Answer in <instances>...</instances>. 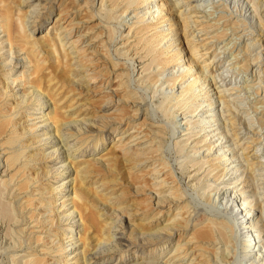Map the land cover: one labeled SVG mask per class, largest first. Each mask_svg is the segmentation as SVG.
Masks as SVG:
<instances>
[{
    "label": "rangeland",
    "instance_id": "374dc122",
    "mask_svg": "<svg viewBox=\"0 0 264 264\" xmlns=\"http://www.w3.org/2000/svg\"><path fill=\"white\" fill-rule=\"evenodd\" d=\"M178 1L154 0L149 5L162 4L164 9L173 10L172 3ZM129 3L132 6L127 9ZM200 3L208 14L209 3L216 6L213 10L218 17L222 16L218 25L221 28L199 31L201 26L190 25L183 31L173 21L155 28L149 25L151 19L140 22L132 15L141 10V0H0V11L4 9L3 14L12 21L10 40L19 41L16 18H23L27 11L26 33L38 43L32 48L18 42L20 50L14 47L11 54L7 37L0 34L3 41L0 77L7 76V80L0 78L5 83H0V89L10 83L9 79L16 80V86H7L0 94V264H59L62 252L72 250L66 246L62 234L73 222L58 206L66 198L57 201L53 209L50 202L55 198V188L61 190L59 195L68 194V184L63 182L75 178L76 165L83 167L79 175L85 176L82 177L85 188L87 185L90 190L86 202L97 215L94 228L99 229V223L109 225L103 231L94 229L97 237H104V243L97 246L92 242L85 249L86 261L79 259L76 264H99L97 260L101 258L108 259V264H264L263 181L259 176L250 179L240 155H236L238 161L232 164L235 168L229 170L214 160L216 147L207 152L212 145L200 142L205 138L204 131L208 129L209 135H215L225 129L224 120L234 116L237 124L228 134L235 133L239 142L250 144L248 154L255 150L264 167V121L260 124L256 119L261 116L264 120V2L200 0ZM166 24H171L173 36L166 30ZM55 32L60 34L64 48L69 39L78 37L77 42L83 47L79 60L69 61V56L62 61L61 56L56 59L48 46L39 43ZM191 37L200 45L201 53L207 52L200 60L215 55V61L204 71L206 78L210 80L214 73L220 72L222 76L215 78L212 87L211 80L209 84L200 80L194 90L197 91L191 92L192 97L185 103L178 101L177 96L191 77H182L180 71L171 74L170 70L184 66L189 58ZM168 44L184 51L166 67L163 56L171 54ZM162 51L167 55H162ZM24 56L30 64L20 61ZM35 63L38 67L33 71ZM245 63L248 68L243 67ZM11 65L14 68L8 73ZM244 79L246 83H242ZM258 79L262 82L258 83ZM31 84L44 91L51 103L62 100L60 106L55 105L61 112L63 106L76 102L62 115L65 124L60 128V138L52 139L55 130L51 124L40 129L41 120L54 110L50 101L38 105L41 96ZM214 86L219 88L213 89ZM229 87L234 89L225 94H235L224 97L228 100L223 108L214 102L216 92ZM207 89L209 92L204 93ZM207 97L217 110L215 122L205 130H201L203 123L189 128L188 122L200 115L198 102L203 103ZM215 139L216 135L208 142ZM58 140L65 145L63 154L62 150L55 152ZM120 141L127 152L118 147ZM95 146L96 152L89 155ZM12 151L18 156L15 162ZM234 151L240 154L241 149L234 146ZM68 159L73 167L66 169ZM24 160L28 162L22 166ZM60 170L63 171L58 173ZM233 192L235 195L242 192L253 206L247 231L256 235L253 243L261 251L253 257L255 260L243 258L241 239L232 232L235 217L230 214L231 203L227 198ZM98 197L103 206L96 203ZM157 198L166 200L156 205ZM167 198L175 203H168ZM65 203L67 210H72L70 202ZM47 211H52L49 218L54 221L50 228L42 215ZM99 213L102 216L98 218ZM171 219L176 223L170 224ZM220 221L224 223L222 235L209 234L213 231L212 224L216 226ZM75 229L73 237L77 239L81 227ZM178 244L181 247L174 250ZM71 262L67 260L64 264Z\"/></svg>",
    "mask_w": 264,
    "mask_h": 264
},
{
    "label": "bare ground",
    "instance_id": "6f19581e",
    "mask_svg": "<svg viewBox=\"0 0 264 264\" xmlns=\"http://www.w3.org/2000/svg\"><path fill=\"white\" fill-rule=\"evenodd\" d=\"M25 1V0H24ZM102 1V0H101ZM129 1V0H127ZM138 1V0H137ZM146 0H141V6L139 5V7H142L141 10L138 12V13H132V15H134V18L136 19H140V22H143L145 19H151V22H150V26H155V28H159L163 25L164 22L166 21H173L172 24L176 25V26H180L179 28L183 29L184 30H188L189 29V26L190 25H194V26H201L199 28V31H205V29H209V28H212V27H217L218 28H221V27H218V25L221 23L219 22L221 19H222V16H217L216 12L213 10V8H215L216 6L213 5H210L209 3V14L208 13H205L204 8L205 6H203L202 3H200V0H179L178 2L176 3H172L173 4V10H171V8L169 7V9H164L163 8V5L162 4H157L155 3V5H149L152 1L154 0H149L147 1V5H145L146 7H143V4L145 3ZM23 1H21L22 3ZM183 2V3H181ZM264 2V0H263ZM20 3V2H19ZM128 3V2H127ZM140 3V1H139ZM2 4V3H1ZM126 4V3H125ZM171 4V5H172ZM205 4V3H204ZM219 4V3H218ZM20 5V4H19ZM136 6L137 3L135 4ZM133 5V6H135ZM132 6V3H129L127 4L126 8L128 9L129 7ZM1 7V6H0ZM20 7V6H18ZM227 7V6H226ZM248 7V6H247ZM3 9V8H2ZM229 9V8H228ZM133 10V9H132ZM207 10V9H206ZM253 10V9H252ZM5 10L3 9V12ZM127 11V10H125ZM2 11H0L1 13ZM3 12L1 13L0 15V34H2L1 37H3L4 35L7 37L5 39V41L7 42L8 46H9V51L11 52V54L13 53L12 52V49H14V47H17L18 48V45L22 42V44L25 45H29V47H35L38 45V43L34 40V39H31L30 40V37H31V34L30 33H26V30H25V27H26V24L27 22L25 20L26 19V14L27 11H26V14L23 15V18L22 17H18L17 16V25H18V30L16 29L15 33L18 34L17 36L19 37L17 40H19L18 42H20L18 44L17 43H13L12 40H10L12 38V33H13V28H12V21L8 20V17L5 15L6 13L3 14ZM18 12V11H17ZM222 12V11H221ZM31 13V12H29ZM161 13H164L163 15H160ZM199 13H202V15H199ZM138 14H140L139 18H138ZM209 15V16H208ZM16 16V15H15ZM167 16V18L165 19V17ZM208 16V17H207ZM241 17V16H240ZM13 18V17H12ZM12 18H9V19H12ZM247 18V17H246ZM168 19V20H167ZM14 20V19H13ZM158 20V22H157ZM204 20V21H203ZM248 20V18H247ZM56 20H54L55 22ZM14 22H16V20H14ZM13 22V23H14ZM139 22V21H138ZM234 22V21H233ZM158 23H160V25H157ZM16 25V24H15ZM168 25L167 29L166 30H169V34H171V36H173L175 34V31L171 28V24H166ZM232 26H234V23H232ZM231 27V26H230ZM214 28V29H215ZM211 30V29H210ZM209 30V31H210ZM157 31H161V30H157ZM213 32V31H211ZM220 33V32H219ZM14 34V35H16ZM208 34V33H206ZM210 34V33H209ZM222 35V34H221ZM218 36V35H217ZM0 37V38H1ZM43 37V36H41ZM212 38L214 37V34L211 36ZM210 37V38H211ZM78 38V37H77ZM77 38H71L69 39V43L68 45L66 46V48H64V45L61 43V38H60V34L58 33H54L52 37H46L45 40H42L41 42L39 43H42L44 44V46H48L51 50V52L54 54L55 53V56L54 58L56 59H59V56H61V61L63 60V58H65V56H69L68 60H77L79 58V52L80 50L83 49V47H80L81 44H78L77 42ZM218 38V37H216ZM191 48L189 49V58L186 59L185 61V64L184 66H181V65H177L178 67H181L180 69H172L170 70V73H177L179 72V74L184 77L186 75H189V77H191V79L188 81L187 79V83L181 87L180 91L178 92V98L180 102H185L187 101L189 98L192 97H189L190 96V93L195 90V88L197 87V83L203 79V81L206 83H208L210 80V82H213L214 84H210V87H212L213 85H215V78L216 77H220L221 73H214L213 76L210 77V80L206 78V75L204 74V71L207 70L210 65L212 64L213 60H214V57L215 55H213L210 59L208 60H205L204 58L202 60H200L202 58V56L204 54H206L207 52H203L201 53L200 51V45H197L195 44V40L193 37H191ZM166 41V40H165ZM3 41H0V47H1V44H2ZM59 44V46L57 47V44ZM16 45V46H15ZM40 45V44H39ZM169 45V46H168ZM167 47L170 49L169 51H171V54L168 55V56H163V62H165V66L168 67L169 65H171L172 63V60L173 59H176L175 57L179 55L180 52H183L184 49H182L181 47H179L178 49H173L171 47L170 44H168ZM174 45V44H173ZM204 46V45H203ZM165 47V49H168ZM1 49V48H0ZM173 49V50H172ZM17 50H20V48H18ZM168 51V52H169ZM24 53V52H23ZM170 53V52H169ZM162 55H167L165 54V52L163 53V51L161 52ZM72 55H74L72 57ZM2 56V55H1ZM160 57V56H159ZM16 58V57H15ZM14 58V60H15ZM81 58V57H80ZM10 59V57H9ZM159 59V58H158ZM180 59V58H179ZM257 58H255L254 60H256ZM79 60V59H78ZM18 61V59H17ZM20 61L23 62V64L27 63V64H30V61L27 60V56H24L22 58H20ZM27 61V62H25ZM178 61V60H177ZM215 61V60H214ZM258 61V60H257ZM180 62H184V60L180 61ZM161 63H162V60H161ZM160 63V64H161ZM8 64V63H7ZM163 65V63H162ZM1 66V65H0ZM5 65H3L4 67ZM34 70H36V68L38 67V63H35L34 65ZM248 66V63H245L243 65V67L245 68H248L246 67ZM250 66V65H249ZM256 66V65H255ZM31 67V66H29ZM13 66L11 65L10 68L8 69V73H10L12 70H13ZM244 69V68H243ZM264 70V69H263ZM31 74V73H30ZM32 75V74H31ZM29 76V75H28ZM222 76V75H221ZM246 76V75H245ZM1 78V77H0ZM7 78L6 74L4 75L3 78H1L2 80H5ZM30 78V77H29ZM243 78V77H242ZM0 79V80H1ZM91 79H93L91 77ZM90 79V80H91ZM218 79V78H217ZM222 79V78H221ZM257 79V78H256ZM7 80V79H6ZM10 80V83H7L6 84V87L3 88L2 90L0 89V94H3L4 90L7 88V86H11L13 84L16 83V80L14 79H9ZM22 81V80H21ZM220 82V79L218 80ZM18 82V81H17ZM23 82V81H22ZM185 82V81H184ZM262 81L258 79V83H261ZM1 85L2 84H5V83H2V81H0ZM73 83V82H72ZM242 83H246V79L242 80ZM257 83V84H258ZM209 84V83H208ZM20 85V84H19ZM22 85V84H21ZM24 85V84H23ZM22 85V87L24 88V86ZM228 85H232L231 83H229ZM262 85V84H261ZM4 86V85H3ZM16 86V84H15ZM31 86L36 89V93L37 95L40 97L41 96V99H43V102L40 103V100L38 105L39 106H43L46 102H49L50 99H46L47 98V95L44 91H42L41 89H38V88H35L32 84ZM30 86V87H31ZM221 86V85H220ZM29 87V86H28ZM241 87V86H240ZM9 88V87H8ZM11 88V87H10ZM217 89L219 88V86H214L213 89ZM209 89V87H208ZM204 90V93H208L209 90ZM231 89H234V87H229V88H224L222 90H218L216 93H217V100L214 101V102H219L220 105L224 108L226 107V101L228 100H225V96H229V95H233L235 94V92H230L228 94H225V91H228V90H231ZM201 90V89H200ZM258 90V89H257ZM255 90V91H257ZM197 91V90H196ZM194 91V93L196 92ZM6 92V91H5ZM24 92V91H23ZM198 93V92H197ZM196 93V94H197ZM203 93V92H202ZM201 93V94H202ZM257 93V92H256ZM193 95V96H197V95ZM199 94V93H198ZM237 95V94H236ZM15 96V95H14ZM201 96V95H200ZM67 97V96H66ZM196 98V97H195ZM201 98V97H200ZM199 98V99H200ZM247 99V98H246ZM194 100V99H193ZM210 98L207 97V99L205 101H202L203 103H199L197 104V106L200 108L198 110V112L200 113V115L198 116V119H195L193 121H190L188 122L187 125H189V128L190 127H193L195 124L197 123H203L202 126H201V130H205L207 128H209L211 126V124L213 122H215L216 120V117L218 116V114L216 113L217 110L215 111L214 107H212V103L209 102ZM22 103V101H20ZM62 102L61 101H58V102H52L50 101V103L52 104V109L51 110H54V112L52 111L51 114H49V117L45 118V119H42L41 120V130H44L45 127H48L50 124L53 126L54 128V134H53V137L52 139H58L60 138V134H59V131H60V128L63 124H65V122H63L62 120V115H64V112H67L69 110H65V109H70V107L72 108V106H74V104H76V102L74 104H72L71 106H63V110L61 112V110L59 108H55L56 106H60V103ZM204 102H206L204 104ZM186 103V102H185ZM184 104V103H182ZM188 104V103H187ZM31 105V104H30ZM56 105V106H55ZM257 106V105H256ZM50 110V111H51ZM220 110V109H219ZM31 112L28 111L26 114L27 116H29ZM154 113V112H153ZM48 114H45V115H48ZM44 115V116H45ZM44 116H41L44 117ZM234 116L232 117H228V119L224 120V130L221 131V132H218L216 135V139L213 140L212 142H208L209 139L213 138L215 135H209L210 133V130H206L204 131L205 133V138L203 140H201L200 142H202V144L205 143V141H207V145L211 144L212 146L211 147H207V152L211 151L214 147H216V151L217 153L214 154V160H217V162H220V163H223L225 165V167H227V169L229 170H233L235 168V165L232 166V164L234 163L235 160L238 161L237 157L236 158V155H240V157L243 159L244 162H246L244 165H245V168L246 169V172L248 174V176L250 177V179H254L255 176H259L260 178V181H263L261 183H264V167H263V162L261 160H259V157L256 155V151H252L251 154H248V149L251 147L250 144H245L242 140L241 142H239V138L236 136V134H228V131L229 130H234L235 128V125L237 124V120L235 118H233ZM219 118V117H218ZM31 120L35 119V118H30ZM258 120V122L261 124V122H263L264 120L261 119V116L256 118ZM255 119V120H256ZM168 124V123H167ZM248 125V124H247ZM37 127V126H36ZM220 127V126H219ZM32 128V127H31ZM211 128V127H210ZM245 128V127H244ZM33 129V128H32ZM209 133V134H208ZM133 134H128V137H131ZM185 135V134H183ZM234 135V138H231L229 139L230 137H232ZM11 138V137H9ZM8 138V139H9ZM21 138V137H20ZM47 138V137H46ZM144 138V137H143ZM263 138H264V135H263ZM13 139V138H12ZM120 139V137H119ZM45 140H49V138L45 139ZM63 140V139H62ZM62 140H58L57 142L59 143V148L57 150H55V152L59 151V150H62V148L65 146L63 145L62 143ZM132 138H130L129 141H131ZM223 140L224 143L226 145H223ZM44 141V140H43ZM51 141V140H50ZM128 141V142H129ZM19 142V140H18ZM46 142V141H45ZM249 142H252L251 140ZM8 143V142H7ZM9 144V143H8ZM19 144V143H18ZM194 144H197V142H195ZM15 145V144H14ZM223 145V146H221ZM12 146V145H11ZM17 146V145H15ZM14 146V148H15ZM234 146H238L240 147L241 151H240V154H236L235 151H234ZM253 146V145H252ZM263 146V145H262ZM118 147L124 152H127L125 151V149L123 148L124 146L122 145L121 141L119 142V145ZM197 147V146H196ZM96 148L97 146L94 147V149H90L89 151V155H93V153L96 152ZM13 149V148H12ZM23 149V148H22ZM19 150V148H18ZM67 150V149H66ZM76 150V149H75ZM13 152V151H12ZM65 152V150H62V152H60V154H63ZM20 153V152H19ZM196 152H194L195 154ZM59 154V153H58ZM106 153H102L101 156L105 155ZM126 154V153H125ZM244 154H248L246 155V157H243ZM12 156L14 155L15 156V152H13V154H11ZM70 154L67 153V156H69ZM13 156V157H14ZM21 156V155H20ZM18 157V156H17ZM17 157L15 156L12 160L15 162L17 161ZM22 157V156H21ZM71 161V160H70ZM69 159H68V162H67V165H66V169H69V168H72V161L70 162ZM99 161V159H98ZM11 162V161H10ZM28 161L27 160H24L22 161V166H25L26 163ZM73 164H75L73 162ZM248 165V166H247ZM230 166V167H229ZM229 167V168H228ZM83 168V167H82ZM82 168L79 167V165H76L75 167V180H67L63 183L65 184H68V186L66 187L67 188V192L68 194L65 196V195H59L60 194V191L61 190H56L55 188V192L53 194H55V198L50 202L51 206H52V209L55 208V204L57 203V201H59L60 199H62L63 197H65L66 199L65 200H62L59 202V208L61 209L60 211L63 212L64 216L69 219V221L71 220L73 223L72 225L66 227L67 229L64 230L62 236H63V240L66 241L65 243H67V247H69V249H72L71 251H68L67 249H65L63 252H62V257L60 259V263L59 264H64L65 261L67 260H73V262H71V264H76L79 259H81V261L84 263V261H86V254H87V249L90 247L91 243H95V245H100L101 243H104V237L101 238L100 237H97L96 234L97 232L95 233L94 232V229L97 231H103L104 229L106 228H109V225L108 223H99V229L96 227L94 228V226H96V223H94V221L96 220V216L95 213H92L91 210H89V205L87 204L86 202V198L88 197V194H89V189H87V185H86V188H85V179H83L84 177L79 175L82 171ZM226 169V170H227ZM63 170H60L58 171V173H61ZM258 172L259 174L258 175H255L254 172ZM257 174V173H256ZM83 177V178H82ZM257 181V180H256ZM252 182V181H251ZM254 182V181H253ZM62 183V184H63ZM160 183V182H159ZM162 184V183H161ZM253 184V183H252ZM71 185V189L70 186ZM99 187V186H98ZM96 188V187H95ZM95 190V189H94ZM53 192V190H51ZM96 191V190H95ZM236 192V190L234 191ZM233 192V194L231 195V197L227 198V201L229 203H231V206H230V214L235 217L234 218V222L232 224V232L233 233H236L239 235L240 239H241V253H242V256L243 258L247 261V260H251L254 258H256L255 256H259V249L257 248L258 246H256L255 243H253L254 241V238L256 237L255 234H253L252 231H247V229L250 227V226H247L249 225V218H250V211L253 210V206L251 205V200L248 202L246 200V198L244 196H242V192H240L239 194H236ZM153 194V193H152ZM95 197L94 195L91 194V197ZM97 197V196H96ZM102 197V196H101ZM58 198V199H57ZM99 198V197H98ZM108 198V197H107ZM90 199V197L88 198ZM94 199V198H93ZM165 198H157L155 204L158 205L159 203H162L164 201ZM168 199V198H167ZM101 198L96 199V203L99 202L101 206L104 205V203L102 201H100ZM104 200V199H103ZM108 200V199H107ZM105 200V201H107ZM161 200H163L161 202ZM166 200V199H165ZM169 200V199H168ZM65 201H69L70 202V207H72V210L68 211L69 209L66 208V203ZM109 202V200H108ZM98 203V204H99ZM107 203V202H106ZM168 203H175L173 202V200H169ZM90 204V203H89ZM96 204V205H98ZM222 204V203H221ZM41 205L43 206L44 204H42L41 202ZM99 205V206H100ZM5 206H7L5 204ZM35 206V205H34ZM45 206V205H44ZM264 206V205H263ZM1 207V206H0ZM169 208V207H168ZM177 209L179 207H176ZM4 207H3V211H4ZM51 209V210H52ZM68 209V210H67ZM9 210V209H8ZM7 210V212H9ZM6 211V209H5ZM46 212V210H45ZM52 211H47V213H42L43 217L46 218V222L45 223H49V228L53 225V219L52 218H49V215H52L51 214ZM178 212H175L174 215H177ZM3 214V213H2ZM54 214V213H53ZM98 214V212H97ZM99 216H102V214L99 213L98 215V218ZM77 217V218H76ZM121 217V216H120ZM252 217V216H251ZM7 219V218H6ZM118 219V218H117ZM121 219V218H120ZM43 222V223H44ZM57 222V221H56ZM96 222V221H95ZM176 223V221L174 219H171L170 220V224L171 223ZM95 224V225H94ZM169 224V225H170ZM186 224V223H185ZM212 224V223H211ZM98 225V223H97ZM177 225V224H176ZM216 226H214V224H212V229L213 231H210L208 232L209 234L212 232L218 234V236L222 235V233L224 232L223 231V227H224V223L223 221H220V222H217L215 224ZM165 226V225H164ZM179 226V225H178ZM176 226V227H178ZM214 226V227H213ZM77 227H81V235H79V237L77 239H75V237H73V233L76 232V229ZM111 227H114L111 226ZM167 227V226H165ZM179 227H182V226H179ZM209 228H207V231H208ZM249 230V229H248ZM79 231V230H78ZM143 232V231H141ZM140 232V233H141ZM99 233V232H98ZM139 233V232H138ZM205 233V232H204ZM213 233V234H214ZM250 235H247L249 234ZM105 234V233H104ZM103 234V235H104ZM212 234V235H213ZM98 235V234H97ZM100 235V234H99ZM148 235V234H147ZM149 236V235H148ZM212 237V236H211ZM209 238V237H208ZM220 238V237H219ZM218 239V237H217ZM62 240V241H63ZM103 240V241H102ZM54 240L52 239L50 242L52 243ZM238 243V242H237ZM81 246V247H79ZM181 247V245H177V247L174 249V250H177ZM78 248H82L80 252L78 253H75ZM86 249V250H85ZM86 252H85V251ZM159 250H162V247H159ZM261 252V251H260ZM240 253V254H241ZM258 253V254H257ZM95 254V253H93ZM157 257L159 256V253H156ZM81 255V256H80ZM80 256V257H79ZM255 260V259H253ZM97 261H99V264H108L107 261H109L108 259H105V258H101V259H98ZM150 261V260H149Z\"/></svg>",
    "mask_w": 264,
    "mask_h": 264
}]
</instances>
